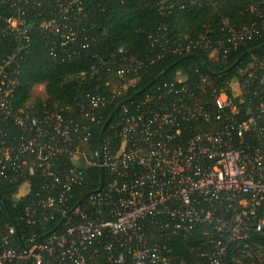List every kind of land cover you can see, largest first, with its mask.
<instances>
[{
    "label": "built area",
    "instance_id": "built-area-1",
    "mask_svg": "<svg viewBox=\"0 0 264 264\" xmlns=\"http://www.w3.org/2000/svg\"><path fill=\"white\" fill-rule=\"evenodd\" d=\"M8 2L0 35L26 41L29 8L39 3ZM57 9L66 15L61 0ZM41 27L60 32L53 22ZM63 27L65 46L75 32ZM251 31H231L226 42L236 50ZM9 63L0 64V116L17 134L9 140L0 131V179L23 171L45 180L24 206L28 232L0 217V264H264V52L226 89L184 76L156 86L110 124L117 145L108 134L87 149L79 143L90 140L105 96L87 94L77 121L14 110ZM125 71L123 64L111 97L125 88ZM65 156L73 166L61 173ZM89 167L98 168L100 183L82 196ZM29 192L25 182L18 196ZM194 233L202 234L197 259L173 256L169 242Z\"/></svg>",
    "mask_w": 264,
    "mask_h": 264
},
{
    "label": "trees",
    "instance_id": "trees-1",
    "mask_svg": "<svg viewBox=\"0 0 264 264\" xmlns=\"http://www.w3.org/2000/svg\"><path fill=\"white\" fill-rule=\"evenodd\" d=\"M57 1L30 0V5L39 6L29 8L28 39L0 35V64L10 61L7 72L13 109L38 118L61 112L77 121L87 108V94L105 96L107 104L99 123L92 127L90 140L79 143L81 149L97 147L108 134L114 138L112 145H117L119 139L109 132L110 124L120 120L123 108L139 104L156 86L184 76L189 83L205 77L207 90L226 89L228 83L243 77L249 60L264 52V0H61L66 15L57 9ZM11 12L8 0H0V27ZM47 22L59 25L60 32L43 29L41 24ZM64 23L75 36L62 46L61 34L67 30ZM244 27L251 34L234 50L226 40L231 31ZM123 64L127 68L125 88L111 97ZM37 85L44 87L43 98H33ZM0 131L9 140L17 134L10 120L2 116ZM59 165V171L65 173L73 163L65 156ZM87 175L82 196L100 183L97 167H89ZM43 180L23 171L15 180L0 179L3 223H15L20 233L32 228L24 219V206L34 199ZM25 182L30 192L19 197ZM201 237L194 233L172 239L171 254L193 262L202 247ZM101 264H105L103 260Z\"/></svg>",
    "mask_w": 264,
    "mask_h": 264
},
{
    "label": "rangeland",
    "instance_id": "rangeland-1",
    "mask_svg": "<svg viewBox=\"0 0 264 264\" xmlns=\"http://www.w3.org/2000/svg\"><path fill=\"white\" fill-rule=\"evenodd\" d=\"M32 95H33V98H35V97L43 98L45 96L43 85L35 86L32 90ZM31 102L32 101H30V104H31Z\"/></svg>",
    "mask_w": 264,
    "mask_h": 264
},
{
    "label": "water",
    "instance_id": "water-1",
    "mask_svg": "<svg viewBox=\"0 0 264 264\" xmlns=\"http://www.w3.org/2000/svg\"><path fill=\"white\" fill-rule=\"evenodd\" d=\"M120 106V105H119ZM106 124H107V122H106ZM106 124L104 125V127L106 126ZM102 180H103V178L101 177V184H102ZM100 188H101V186H100Z\"/></svg>",
    "mask_w": 264,
    "mask_h": 264
}]
</instances>
